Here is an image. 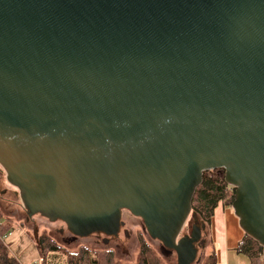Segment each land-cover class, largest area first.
Returning <instances> with one entry per match:
<instances>
[{"label":"water","instance_id":"95a60500","mask_svg":"<svg viewBox=\"0 0 264 264\" xmlns=\"http://www.w3.org/2000/svg\"><path fill=\"white\" fill-rule=\"evenodd\" d=\"M0 166L70 241L127 210L177 264L221 169L264 257V0H0Z\"/></svg>","mask_w":264,"mask_h":264},{"label":"rangeland","instance_id":"374dc122","mask_svg":"<svg viewBox=\"0 0 264 264\" xmlns=\"http://www.w3.org/2000/svg\"><path fill=\"white\" fill-rule=\"evenodd\" d=\"M205 172L218 176L223 175L222 170L218 171V169ZM221 205L222 203H219L220 207ZM219 206L216 207L211 219L215 223H221L223 219ZM196 218V224L204 226L203 235L201 236L203 240L201 247L197 248L196 258L192 264H201L208 255L211 245L208 242L207 228L198 217ZM193 219V211L191 210L180 237L189 235L188 224L194 225ZM0 221L2 223L7 222L8 232H10L4 239L0 236V242L5 245L8 254L13 256L20 264L41 263L43 254L41 253L42 249L39 246V241L44 237L54 241L60 249L56 254L58 257L54 261L51 259L46 264H65L64 253H78L83 248L98 254L97 264H139L143 252L148 255L151 254L158 264H177L175 253L169 256L162 255L159 250V242L149 238L145 233L141 224L143 221L127 210L121 211V226L117 235L107 236L103 233H93L87 237H77L70 241L73 236L64 222L60 220L49 221L38 213L32 217L28 216V212L18 195V189L8 184L6 173L1 166ZM210 236L212 246L219 258L218 261H220L224 253L223 248H220V239L215 240L214 234L212 236L211 233ZM238 259L241 262L245 258L238 255ZM260 263L264 264L263 256L260 258ZM230 264L240 263L237 262V258H232Z\"/></svg>","mask_w":264,"mask_h":264},{"label":"trees","instance_id":"16d2710c","mask_svg":"<svg viewBox=\"0 0 264 264\" xmlns=\"http://www.w3.org/2000/svg\"><path fill=\"white\" fill-rule=\"evenodd\" d=\"M234 190V188H233ZM233 193L228 190V184L224 181V176H218L214 174H209V172H203L201 183L196 187L192 198L191 210L193 214L198 217L201 222L208 229L211 223V217L213 215L214 209L217 204L221 201H225L226 204L231 205L233 202ZM9 226L7 222L0 224V236L9 234ZM210 250L208 255L205 257L201 264H217L214 248L211 241H208ZM0 264H20L13 256L9 255L6 247L2 242H0ZM39 246H41L43 260L38 264H46L51 259L54 261L58 255L57 252L60 249L56 246L55 242L50 240L48 237H44L39 241ZM235 251L242 255H245L249 259V264H261L260 258L262 256V247L249 237L244 234L243 237L237 243ZM150 254V253H149ZM64 263L65 264H97V255L95 252L88 249H81L78 253H64ZM203 260V259H202ZM139 264H158L157 261L143 252L142 259Z\"/></svg>","mask_w":264,"mask_h":264},{"label":"crops","instance_id":"0c3cea01","mask_svg":"<svg viewBox=\"0 0 264 264\" xmlns=\"http://www.w3.org/2000/svg\"><path fill=\"white\" fill-rule=\"evenodd\" d=\"M219 203H222L221 207L219 206ZM219 203L217 204L216 207L219 206L221 209L222 217H223L222 222L215 223L214 221H211L207 234V237L210 241H212L210 239L211 238L210 233L212 234V236L214 234L215 240L220 239L221 242L220 248H223L224 251L222 260L218 261L219 258L217 257V254L214 250L216 263L218 262L217 264H230L232 258H237V262H239L240 264H249V259L245 255H242L235 251V247L237 246V243L245 234L239 225L238 217L233 212L231 205L226 204L225 201H221ZM238 255H242L246 260L242 259L240 262V259H238Z\"/></svg>","mask_w":264,"mask_h":264},{"label":"flooded vegetation","instance_id":"af4514ba","mask_svg":"<svg viewBox=\"0 0 264 264\" xmlns=\"http://www.w3.org/2000/svg\"><path fill=\"white\" fill-rule=\"evenodd\" d=\"M218 171H221V169H218ZM193 216H194V219H193V222H194V225H197L196 224V221H197V218H196V216L193 214ZM29 217H32V216H29ZM189 217V216H188ZM188 217H187V219H188ZM186 219V220H187ZM192 227H193V225H192ZM192 227H191V229H192ZM190 233H191V231H190ZM203 233V229L201 230V236L203 235L202 234ZM190 235V234H189ZM188 235V236H189ZM69 240V239H68ZM202 240H203V238H201L200 237V239L195 243V246H196V248H199V247H201V243H202ZM159 250H160V243H159ZM161 253V252H160ZM169 256V255H168Z\"/></svg>","mask_w":264,"mask_h":264},{"label":"built area","instance_id":"2783aa9c","mask_svg":"<svg viewBox=\"0 0 264 264\" xmlns=\"http://www.w3.org/2000/svg\"><path fill=\"white\" fill-rule=\"evenodd\" d=\"M233 188H234V187H232L231 185H228V190H230V191L233 193V195H234V190H233ZM0 224H1V221H0ZM8 235H9V234H8ZM6 236H7V235H4V236H2L1 238L4 239Z\"/></svg>","mask_w":264,"mask_h":264}]
</instances>
